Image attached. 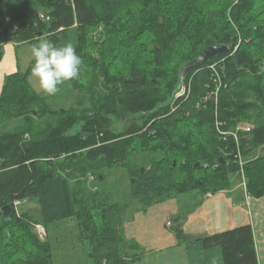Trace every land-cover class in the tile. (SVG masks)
<instances>
[{
  "label": "trees",
  "instance_id": "trees-1",
  "mask_svg": "<svg viewBox=\"0 0 264 264\" xmlns=\"http://www.w3.org/2000/svg\"><path fill=\"white\" fill-rule=\"evenodd\" d=\"M74 31V105L54 108L33 88L34 60L4 84L0 124L22 122L0 133V264H59L47 228L65 220L95 264H125L138 249L124 233L134 203L217 195L242 169L248 196L264 195V0H0V61L8 42L60 46ZM214 44L228 52L181 78ZM107 169L127 174L128 200L94 188ZM29 200L38 217L18 209ZM199 239L221 246L224 264H259L250 223Z\"/></svg>",
  "mask_w": 264,
  "mask_h": 264
},
{
  "label": "crops",
  "instance_id": "crops-1",
  "mask_svg": "<svg viewBox=\"0 0 264 264\" xmlns=\"http://www.w3.org/2000/svg\"><path fill=\"white\" fill-rule=\"evenodd\" d=\"M32 46V43L18 44L15 42H8L4 45V55L0 61V97L9 75L29 70L30 64L34 60L31 51ZM29 80L30 82L36 81L38 84V81L31 74ZM236 181L230 190L213 196L208 195L205 197L207 200H201L198 196L188 198L189 201H193L194 207L186 211L185 215L188 213L186 217L188 219L182 223L185 225L183 230L186 231L187 229V231L181 242L179 240L181 237L175 231L170 233L168 237L170 242L166 245H160L161 247L155 249L144 248L133 238V232L127 237L125 229V236L130 243L134 242L138 245V249L128 251V254L137 259H130L132 261L129 260L127 264H212V257L219 258L217 264H224L221 246L208 248L199 238L247 223H250L253 228L258 262L264 264V195L262 197L248 196L246 189L240 188L243 182L241 181L239 185L237 179ZM239 190L238 195H231V193H236ZM239 196H243L241 207L237 205L238 201L235 200ZM214 211L223 215L222 229L218 230L217 226L207 224L210 223L209 219L212 216L216 221ZM228 212L229 216H227ZM192 215L197 221H193V225H190ZM159 238L160 241H167L165 234L160 235ZM64 252L68 254L66 251ZM60 263L65 264L64 262Z\"/></svg>",
  "mask_w": 264,
  "mask_h": 264
},
{
  "label": "rangeland",
  "instance_id": "rangeland-1",
  "mask_svg": "<svg viewBox=\"0 0 264 264\" xmlns=\"http://www.w3.org/2000/svg\"><path fill=\"white\" fill-rule=\"evenodd\" d=\"M76 32L74 31L71 35L70 40L75 43L76 41ZM67 42H63L60 44H66ZM36 81H31V84L33 88L41 95L49 96L42 91H38L39 86L36 84ZM183 86V85H181ZM60 91L56 93L55 95L49 96L50 103L54 106V108H59L61 106L63 107H70L75 104V99L78 98V96L81 95L80 92L74 91L71 94L70 91L72 90V87L70 85L63 84L60 86ZM22 122L21 119H14L10 121L3 122L0 124V133L1 132H7L15 129L18 125H20ZM264 152V150L262 151ZM148 155H145V158H148ZM142 160V159H141ZM145 161V160H144ZM147 161V160H146ZM138 161L141 164L142 168H146L147 163ZM244 162H242L243 164ZM107 178L103 183H96L94 185V188L99 186L100 188H107L112 190L119 201H126L129 199V181L128 176L124 171H121L119 169H107L106 172ZM92 180V177H90ZM241 179L238 180V184H241ZM237 181L234 180V183ZM233 183V185H234ZM242 190L245 188L243 183L241 185ZM240 193V190L236 193H231V195H238ZM196 194H186L182 197H174V198H168L163 202L155 203L151 206L144 207L143 205H140L137 208L136 203L132 205V209L129 212L128 217L126 218L124 229H126V235L129 237V235L133 232L134 236L133 238L138 242L140 245H143L144 248L149 249H155L158 247H161L160 245H166L169 240L170 233H174L179 226V221H177V218L180 214L183 215V219H181V223L184 222L188 215L186 214V211H189V209H192L194 207L193 201L186 200L185 198H190L195 196ZM202 200L206 199L203 197V195L199 196ZM243 196H239L235 200L238 201L237 205L240 206L243 202L242 200ZM212 200V199H211ZM18 206V209H25L33 211V214L35 216H39V206L37 202L29 200L27 202L22 203H16ZM196 206V205H195ZM214 207V205H213ZM241 207V206H240ZM225 209V208H224ZM226 210V209H225ZM216 216V221H214L213 216L210 217L209 221L210 223H207L210 226L218 227L217 229H222V220L223 215L221 213H218V211H214ZM229 212L227 216H229ZM190 220V219H189ZM213 220V222H212ZM194 217L192 215L191 223L190 225H193ZM208 221V222H209ZM184 223H182L183 225ZM185 226V225H184ZM183 226V227H184ZM207 226V225H206ZM208 227V226H207ZM49 232V238L52 241L54 245V254L59 264L60 262H64L65 264H95L94 258L90 255V248L81 241H79V234L80 231L77 229V223L74 220H65V221H59L57 223H54L47 228ZM207 230V229H206ZM187 231V229H186ZM186 231L183 232L180 242L185 237ZM165 234V237L167 241H160L159 236ZM169 240V241H168ZM88 245V244H87ZM66 251L68 254H65ZM147 251V250H146ZM145 251V252H146ZM144 252V253H145ZM144 257H150V256H144ZM137 259L136 257H133V260ZM132 261V260H130ZM129 261H127L125 264H127Z\"/></svg>",
  "mask_w": 264,
  "mask_h": 264
},
{
  "label": "clouds",
  "instance_id": "clouds-1",
  "mask_svg": "<svg viewBox=\"0 0 264 264\" xmlns=\"http://www.w3.org/2000/svg\"><path fill=\"white\" fill-rule=\"evenodd\" d=\"M31 51L35 61L31 76L38 81V91L52 96L61 90L60 86L65 82L80 77L83 60L73 42L57 46L48 39H42L32 46ZM218 259L212 257V264H217Z\"/></svg>",
  "mask_w": 264,
  "mask_h": 264
},
{
  "label": "water",
  "instance_id": "water-1",
  "mask_svg": "<svg viewBox=\"0 0 264 264\" xmlns=\"http://www.w3.org/2000/svg\"><path fill=\"white\" fill-rule=\"evenodd\" d=\"M228 46L226 45H222V44H214L211 46L206 47L204 50H202V52L199 54V56L187 63L186 65H184L181 69V78L186 77L191 71H193L196 67H198L200 64L207 62L209 59H211L212 57L216 56V55H222L228 52ZM84 135H89V134H84ZM176 162H174L175 164ZM225 161L223 158H221L218 161H214L212 163V165L216 166V165H220V164H224ZM201 166V163L198 162L195 164V168H199ZM142 173L145 172V168H141ZM132 182H134V179H131ZM4 212H5V216L8 217L10 214V207L6 206L4 208ZM128 255V251L125 252V256Z\"/></svg>",
  "mask_w": 264,
  "mask_h": 264
},
{
  "label": "built area",
  "instance_id": "built-area-1",
  "mask_svg": "<svg viewBox=\"0 0 264 264\" xmlns=\"http://www.w3.org/2000/svg\"><path fill=\"white\" fill-rule=\"evenodd\" d=\"M185 92H186V89L183 86L181 88V90L178 92V96L179 95H183ZM247 130H250V128H247ZM241 165H243L242 162H241ZM241 176H242L241 178H242L243 185L246 188V178L244 176V170L243 169L241 171ZM209 196H211V194H209ZM17 203H19V202H17ZM38 230H39V234H40L41 237H45L46 236V234H47L46 229L42 225L38 226Z\"/></svg>",
  "mask_w": 264,
  "mask_h": 264
},
{
  "label": "bare ground",
  "instance_id": "bare-ground-1",
  "mask_svg": "<svg viewBox=\"0 0 264 264\" xmlns=\"http://www.w3.org/2000/svg\"><path fill=\"white\" fill-rule=\"evenodd\" d=\"M38 226H41V224H37V225H36V230H37V232H38V234H39Z\"/></svg>",
  "mask_w": 264,
  "mask_h": 264
}]
</instances>
